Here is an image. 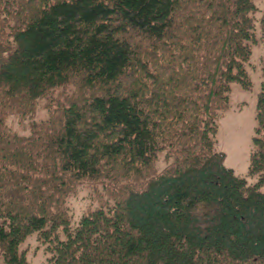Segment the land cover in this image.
<instances>
[{"label":"trees","instance_id":"obj_1","mask_svg":"<svg viewBox=\"0 0 264 264\" xmlns=\"http://www.w3.org/2000/svg\"><path fill=\"white\" fill-rule=\"evenodd\" d=\"M255 1L0 0V264H31L35 233L53 264H264V85L259 181L217 150L232 85L253 89Z\"/></svg>","mask_w":264,"mask_h":264},{"label":"rangeland","instance_id":"obj_2","mask_svg":"<svg viewBox=\"0 0 264 264\" xmlns=\"http://www.w3.org/2000/svg\"><path fill=\"white\" fill-rule=\"evenodd\" d=\"M257 12L254 15L256 22V36L258 43L253 47V54L246 69L253 83V89L247 91L239 84L232 85L230 93L231 108L219 122L217 136V150L226 154L225 166L233 169L236 175L246 178L250 185L259 181L257 176H250L251 154L254 150L253 138L257 126V100L264 85L262 61L264 59V0H256ZM46 101H40L35 115L22 118L12 115L8 119L9 127L21 136H29L33 122L42 123L49 118L50 112L45 109ZM165 154L160 156L159 171L167 166ZM92 189L89 185H81L77 194L70 196L67 205L72 215L73 229L79 226L81 219L89 210L98 207L93 201ZM61 239L66 237L62 233ZM48 244L39 239V233L31 235L21 246L20 252L25 254L31 264H53L52 253Z\"/></svg>","mask_w":264,"mask_h":264}]
</instances>
